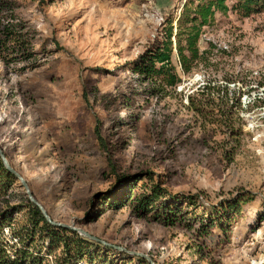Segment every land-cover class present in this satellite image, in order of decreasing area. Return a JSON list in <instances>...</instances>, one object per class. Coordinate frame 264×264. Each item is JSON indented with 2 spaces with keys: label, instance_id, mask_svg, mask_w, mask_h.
<instances>
[{
  "label": "rangeland",
  "instance_id": "1",
  "mask_svg": "<svg viewBox=\"0 0 264 264\" xmlns=\"http://www.w3.org/2000/svg\"><path fill=\"white\" fill-rule=\"evenodd\" d=\"M185 1L0 0V148L53 220L102 241L105 264H264V90L255 84L264 12L243 17L227 0L229 10L202 29L207 64L180 72L174 90L153 94L129 69L165 20L175 26ZM226 78H238L228 86L239 96L235 135L188 107L198 85L211 79L223 89ZM111 168L144 177L116 187ZM149 175L203 205H184L189 213L174 221L139 215L131 198ZM117 188L124 205L100 204ZM238 191L254 199L229 229L199 234L204 207ZM27 199L17 180L0 209ZM42 252V264H62L60 249Z\"/></svg>",
  "mask_w": 264,
  "mask_h": 264
},
{
  "label": "trees",
  "instance_id": "2",
  "mask_svg": "<svg viewBox=\"0 0 264 264\" xmlns=\"http://www.w3.org/2000/svg\"><path fill=\"white\" fill-rule=\"evenodd\" d=\"M227 0H187L182 6L180 14L175 20H165L161 36L156 37L136 58L129 62V69L138 75L143 82H149L153 94L174 90L181 82L182 74H190L199 65L207 64L206 50H200L198 42L204 26L210 24L216 12L226 13L229 6ZM232 9L243 17L264 12V0H235ZM175 57V62H173ZM223 89L221 85L208 79L198 85L193 94L187 95L188 107L196 115L208 119L209 123L223 127L225 133L235 135V120H240L237 104L239 96L230 97L229 84L238 82V78H226ZM256 87H263L264 73L255 76ZM242 128L238 126L237 131ZM116 187L125 182H136L144 176L135 175L129 180L126 175L111 168ZM144 174H147L145 172ZM147 182L143 184L141 192L134 196L132 209L141 214L153 211L156 216L164 215L167 221L182 218L184 205L195 209L202 206L196 194L171 192L160 181H154L152 176H145ZM17 181L16 176L9 172L0 159V196L7 194L11 186ZM114 194L105 192L101 196V203L119 208L124 200L116 201ZM122 199V198H121ZM130 199V200H131ZM254 199L249 191H238L217 204L204 207L206 218L199 221V234L206 233L214 226L224 233L228 225L237 216L242 206ZM24 210V220H14L12 214ZM192 211V210H191ZM9 228L10 240L3 235V229ZM103 243L88 239L78 232L49 223L39 208L27 199L26 204L6 205L0 209V264H42L44 256L42 249L51 253L60 249L62 264H105L106 258L98 250ZM104 247L108 248V246ZM98 258V259H97ZM141 260V258H139ZM142 261V260H141ZM112 263V262H111Z\"/></svg>",
  "mask_w": 264,
  "mask_h": 264
},
{
  "label": "water",
  "instance_id": "3",
  "mask_svg": "<svg viewBox=\"0 0 264 264\" xmlns=\"http://www.w3.org/2000/svg\"><path fill=\"white\" fill-rule=\"evenodd\" d=\"M0 159L2 161V163L4 164L5 168L13 173L17 180L19 181L20 185L24 188V191L26 193V196L27 198L29 199V201H31L32 203H34L38 208L39 210L41 211L42 215L45 217V219L51 223V224H54V225H57V226H60V227H64V228H68V229H72L76 232H78L80 235H83L84 237L88 238V239H91V240H95V241H99V242H102L101 240H99L97 237H95L94 235H91L90 233H88L87 231L81 229V228H78V227H75L73 226L72 224H66V223H63V222H58V221H55L53 220L50 215L47 213V211L45 210V208L42 206V204H40V202H38V200H36L34 198V196L32 195V192L30 191L29 187H28V184L26 183L25 179L22 177V175L16 171L9 163L7 157L4 155V152L2 151V149L0 148ZM118 249H123L122 247H117Z\"/></svg>",
  "mask_w": 264,
  "mask_h": 264
}]
</instances>
